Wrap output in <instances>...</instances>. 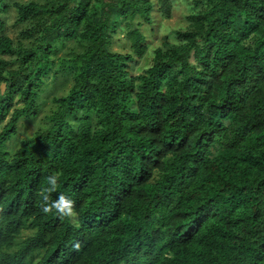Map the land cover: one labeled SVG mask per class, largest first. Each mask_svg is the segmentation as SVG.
Masks as SVG:
<instances>
[{
  "label": "trees",
  "instance_id": "obj_1",
  "mask_svg": "<svg viewBox=\"0 0 264 264\" xmlns=\"http://www.w3.org/2000/svg\"><path fill=\"white\" fill-rule=\"evenodd\" d=\"M171 1L0 0V264H264V0H188L129 74L147 48L133 22ZM120 24L131 52L109 50ZM52 172L72 217L39 210Z\"/></svg>",
  "mask_w": 264,
  "mask_h": 264
},
{
  "label": "rangeland",
  "instance_id": "obj_2",
  "mask_svg": "<svg viewBox=\"0 0 264 264\" xmlns=\"http://www.w3.org/2000/svg\"><path fill=\"white\" fill-rule=\"evenodd\" d=\"M27 1V0H20ZM155 2V0H153ZM157 6L151 13V23L137 26L136 21L133 27L138 28L145 37L146 52L142 57L134 55V62L130 63L129 74L137 75L150 66L152 51L160 45L164 36H170L169 40L174 41V31L184 28L187 25L186 17L192 11L188 0H172L169 17L162 16ZM6 34L13 40L18 39L20 32L19 26L15 25V12L11 10L6 16ZM109 50L112 52L127 53L131 52L130 40L127 36L125 27L120 24L116 31L111 35ZM72 81H60L59 83H48L45 91L40 94L39 103L41 105L35 118L22 120L19 123L17 134L6 144V150L12 152L18 147L19 141L30 137L38 126L42 125L43 117L52 107L51 98L63 94L71 86Z\"/></svg>",
  "mask_w": 264,
  "mask_h": 264
},
{
  "label": "clouds",
  "instance_id": "obj_3",
  "mask_svg": "<svg viewBox=\"0 0 264 264\" xmlns=\"http://www.w3.org/2000/svg\"><path fill=\"white\" fill-rule=\"evenodd\" d=\"M58 173L52 172L45 177L44 185L39 189V210L41 213L50 212L58 216L72 217L74 215V201L70 195L57 192L54 199L50 193L57 189Z\"/></svg>",
  "mask_w": 264,
  "mask_h": 264
}]
</instances>
